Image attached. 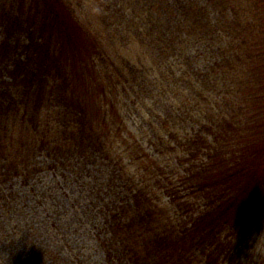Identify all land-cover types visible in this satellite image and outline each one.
I'll return each mask as SVG.
<instances>
[{
    "label": "trees",
    "instance_id": "trees-1",
    "mask_svg": "<svg viewBox=\"0 0 264 264\" xmlns=\"http://www.w3.org/2000/svg\"><path fill=\"white\" fill-rule=\"evenodd\" d=\"M263 103L264 0H0V264H264Z\"/></svg>",
    "mask_w": 264,
    "mask_h": 264
},
{
    "label": "rangeland",
    "instance_id": "rangeland-1",
    "mask_svg": "<svg viewBox=\"0 0 264 264\" xmlns=\"http://www.w3.org/2000/svg\"><path fill=\"white\" fill-rule=\"evenodd\" d=\"M264 104V103H263ZM260 123H264V117L261 119ZM51 176H46L45 179H43V183H48L49 180H51ZM89 257L92 261H99V254L97 252H92L89 254Z\"/></svg>",
    "mask_w": 264,
    "mask_h": 264
}]
</instances>
